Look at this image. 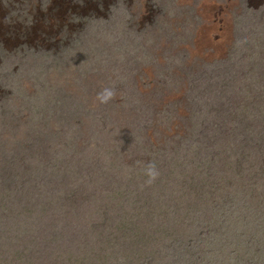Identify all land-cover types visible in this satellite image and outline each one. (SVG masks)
<instances>
[{
    "label": "rangeland",
    "instance_id": "rangeland-1",
    "mask_svg": "<svg viewBox=\"0 0 264 264\" xmlns=\"http://www.w3.org/2000/svg\"><path fill=\"white\" fill-rule=\"evenodd\" d=\"M0 264H264V0H0Z\"/></svg>",
    "mask_w": 264,
    "mask_h": 264
},
{
    "label": "trees",
    "instance_id": "trees-1",
    "mask_svg": "<svg viewBox=\"0 0 264 264\" xmlns=\"http://www.w3.org/2000/svg\"><path fill=\"white\" fill-rule=\"evenodd\" d=\"M74 223H76V222L74 221L73 224H74ZM73 226H74V225H73ZM27 250H28V249H27ZM27 250L24 251V253H26V255H27ZM28 251H29V250H28ZM28 253H29V252H28ZM30 257H32V256L28 255V262L31 261Z\"/></svg>",
    "mask_w": 264,
    "mask_h": 264
}]
</instances>
